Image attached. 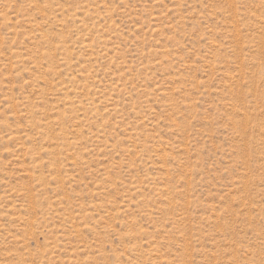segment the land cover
<instances>
[{
	"label": "rangeland",
	"instance_id": "rangeland-1",
	"mask_svg": "<svg viewBox=\"0 0 264 264\" xmlns=\"http://www.w3.org/2000/svg\"><path fill=\"white\" fill-rule=\"evenodd\" d=\"M0 264H264V0H0Z\"/></svg>",
	"mask_w": 264,
	"mask_h": 264
}]
</instances>
